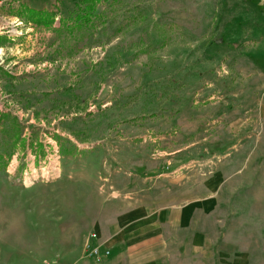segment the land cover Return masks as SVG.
Segmentation results:
<instances>
[{"label":"rangeland","instance_id":"1","mask_svg":"<svg viewBox=\"0 0 264 264\" xmlns=\"http://www.w3.org/2000/svg\"><path fill=\"white\" fill-rule=\"evenodd\" d=\"M74 1L0 0V264H51V237L76 238L59 227L89 190L62 174L81 156L155 175L164 133L192 159L189 188L216 177L233 249L264 264V0H100L90 24L58 27ZM20 5L55 11L54 27ZM32 167L49 175L26 183Z\"/></svg>","mask_w":264,"mask_h":264},{"label":"crops","instance_id":"2","mask_svg":"<svg viewBox=\"0 0 264 264\" xmlns=\"http://www.w3.org/2000/svg\"><path fill=\"white\" fill-rule=\"evenodd\" d=\"M25 1L33 7L51 4V0ZM163 136L173 147L155 161L158 174H142L145 163L128 167L118 160L97 159L92 152L75 161L79 172L62 174L89 191L80 217H75L78 224L59 227L78 231L76 238L60 237V233L51 237V264H251L248 251L233 249L231 238L226 237L228 227L216 177L202 192L189 188L191 182L181 168L192 159L178 160L184 149L177 142L179 134ZM145 156L143 151L137 157ZM154 169L149 165L148 170ZM215 173L212 170L209 175ZM77 243L78 250H71ZM93 246L98 247L99 259L91 253ZM238 254L242 259L238 260ZM19 260L20 264L46 261L34 256Z\"/></svg>","mask_w":264,"mask_h":264},{"label":"trees","instance_id":"3","mask_svg":"<svg viewBox=\"0 0 264 264\" xmlns=\"http://www.w3.org/2000/svg\"><path fill=\"white\" fill-rule=\"evenodd\" d=\"M75 0L77 9L72 12L69 17L60 16L58 21V27H69V23L72 26H83L88 25L92 22L93 18L96 16L94 10L100 0ZM18 14L27 20L32 22L36 26H42L45 28L54 27V18L57 15L53 10L47 9H35L28 7L26 5H20L18 8Z\"/></svg>","mask_w":264,"mask_h":264},{"label":"built area","instance_id":"4","mask_svg":"<svg viewBox=\"0 0 264 264\" xmlns=\"http://www.w3.org/2000/svg\"><path fill=\"white\" fill-rule=\"evenodd\" d=\"M33 168V167H32ZM30 169L29 170V172L28 173H26V175H27V177L25 178V182L26 183H29V182H32V181H30V176L29 175H32V178H33V180L35 179V178H38L39 176H41L42 175V172H45L47 175H42V176H45V177H47L48 175H49V172H50V170L49 169H46V170H41V174L38 176V175H36L35 173H36V169L35 168H33V169ZM56 169V168H55ZM27 178H29V179H27ZM28 181V182H27ZM92 235L94 236L95 235V233H92ZM105 253H108V250L106 249L105 251H104ZM91 253L97 258V259H99L100 258V253H99V250H98V247L97 246H93L92 248H91Z\"/></svg>","mask_w":264,"mask_h":264},{"label":"bare ground","instance_id":"5","mask_svg":"<svg viewBox=\"0 0 264 264\" xmlns=\"http://www.w3.org/2000/svg\"><path fill=\"white\" fill-rule=\"evenodd\" d=\"M42 175H47L45 172H42ZM27 179H29V178H27Z\"/></svg>","mask_w":264,"mask_h":264}]
</instances>
